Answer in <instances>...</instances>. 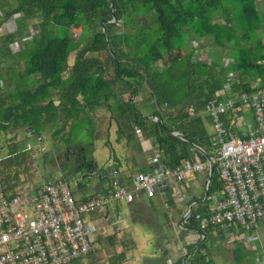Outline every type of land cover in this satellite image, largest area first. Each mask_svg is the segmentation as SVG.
<instances>
[{
	"label": "trees",
	"instance_id": "obj_1",
	"mask_svg": "<svg viewBox=\"0 0 264 264\" xmlns=\"http://www.w3.org/2000/svg\"><path fill=\"white\" fill-rule=\"evenodd\" d=\"M221 1L0 0V27L13 14H19L11 18L15 29L4 27L0 34V62L8 59L5 66L11 72L6 77L13 80L11 88L0 86V130L20 126L26 128V134H38L51 123L55 126L51 135L55 137L65 123L103 106L115 109L116 142L121 138L126 143L137 142L138 131L151 140L166 167L191 159L193 152L204 160L193 145L212 154L211 135L205 130L203 117L208 118L204 110L215 91L226 80L234 91L250 90L249 81L254 78L264 83V15L256 11L255 0H236L240 13L236 32L228 15L223 16V23L213 20L212 13ZM147 14L150 19L138 23ZM29 21L35 30L29 40H24ZM115 24L122 29L113 33ZM72 29L76 33L72 34ZM87 29H91L88 36ZM201 37L211 39L222 51L211 52L207 60L192 58L188 41ZM12 42L19 45L15 51L10 50ZM71 51L73 60L68 65ZM87 52L105 54L100 58ZM222 56L231 62L223 64ZM19 62L21 66L14 70ZM28 75H33L32 85L24 82ZM144 89L153 101L149 116L156 119L141 114L130 98ZM54 92L57 102L53 101ZM172 131L181 133L184 139ZM59 140L70 143L65 136H59ZM15 147L14 143L8 146L3 168L12 162L18 164L20 158L11 156ZM202 186L203 181L199 195L191 194L187 199V204L192 200L195 203L184 225L199 230L203 237L186 244L183 260L177 258L174 264H213L205 242L211 244L218 238L227 244L220 230L212 234L213 225L199 227L195 215L205 214L207 206ZM219 189L213 170L206 194ZM226 250L230 260L243 264H248L245 256L255 251L237 241Z\"/></svg>",
	"mask_w": 264,
	"mask_h": 264
},
{
	"label": "built area",
	"instance_id": "obj_2",
	"mask_svg": "<svg viewBox=\"0 0 264 264\" xmlns=\"http://www.w3.org/2000/svg\"><path fill=\"white\" fill-rule=\"evenodd\" d=\"M197 45L198 39H191V46ZM222 62L231 59L224 56ZM249 84L250 90L234 91L230 81H224L205 107L213 128L209 156L220 189L205 196L202 192L206 212L195 217L201 229L209 223L214 226L212 234L220 230L225 242L237 241L256 251L264 227V83L254 78ZM5 157L1 155L0 162ZM148 163L147 171L130 177L129 186L112 169L109 190L82 200L72 198L60 174L28 191L14 190L0 176V264H67L82 258L98 246L94 227L85 220L92 210L102 209L112 199L129 202L136 190L151 197L156 190L173 186L179 199H185L189 181L207 170V161L196 152L170 168L154 149ZM204 187L203 182L202 191ZM184 223L178 227L185 229ZM202 237L196 230L191 243ZM258 263L264 264V254L255 255L253 264Z\"/></svg>",
	"mask_w": 264,
	"mask_h": 264
},
{
	"label": "rangeland",
	"instance_id": "obj_3",
	"mask_svg": "<svg viewBox=\"0 0 264 264\" xmlns=\"http://www.w3.org/2000/svg\"><path fill=\"white\" fill-rule=\"evenodd\" d=\"M13 3V2H12ZM257 8L259 11H264V4L256 2ZM1 10H0V16H1ZM264 14V12H263ZM19 14H14V17H17ZM213 20L219 21L220 23L224 22L223 16L228 15V18L231 21V24L233 25L234 29H236V32L239 31V25H240V13H239V7L238 2L236 0H223L220 2V5L218 8L215 9V11L212 13ZM150 19L149 14L145 15V17H140L138 19V23L142 24ZM11 19L9 18L8 21ZM27 30L28 35L24 37V40H29V36L34 32L35 28L32 22H28L27 27L25 28ZM24 29V30H25ZM122 29L121 25L115 24L111 30L113 33L118 32ZM1 27H0V34H1ZM76 29H72L71 32L74 34ZM91 29H87V34L90 32ZM31 33V34H30ZM261 39L264 41V32H261ZM197 46H191V39L188 41V49H193L192 58H202V59H210L211 58V52H221L222 49L219 47H214L213 42L211 39L206 37H201L198 39ZM10 50L15 51L19 45H17L15 42H12L9 44ZM217 50V51H216ZM5 54V53H4ZM86 55H98L100 58L103 57L105 54L104 52H87ZM74 51H71L68 54L67 57V64L70 65L73 60ZM6 56V54H5ZM3 57V56H2ZM223 57V56H222ZM8 59H4L2 62H0V86L1 88L8 87V83H10V80L6 77L7 74H10L11 71L7 70L6 68V62ZM21 66V63L17 64V66H13V69L16 70ZM3 76V77H2ZM7 78V81H6ZM24 78H28L27 76ZM23 78V79H24ZM32 78V77H31ZM28 81H32L31 79H27ZM13 80H11L12 83ZM25 82V81H24ZM27 82V81H26ZM25 82V83H26ZM13 85H11L12 87ZM10 87V88H11ZM147 90L140 91L139 95L134 97L132 96L131 99H134L136 101L135 105L138 108V110L143 115H148L150 111L153 109V101L150 99L149 95H147ZM55 101L57 102V98L55 95V92L52 94ZM80 99V97L78 96ZM139 98V100H138ZM110 103H112L110 101ZM114 108V106H112ZM115 112V109L113 111L107 110L103 106L96 107L95 109H92L88 111L87 113H83L82 115L79 114L78 119H73L69 123H65L63 130L55 137L51 135V131L54 129L55 126H53L51 123H46L44 125V129L38 133L33 134L32 132L26 134V128L17 126V127H10L8 126L4 130H0V156L6 155L8 153V146L12 143L15 144V151L11 154V156L17 155L19 159L18 164H15L12 162L8 167L3 168L2 163L5 159H3L0 162V176L2 180L5 182H8L9 184L13 185L12 187L14 190L19 191H28L32 188V186H35L37 184H41L45 182L46 180H49L56 175L60 174L62 175L63 181L67 183L69 190L72 193V198L77 199L80 195H89L93 193L89 188L90 184H93L97 181V177L90 176V177H81L78 179V175L82 174L83 172L79 170V173H75V170L71 169L69 166H63V167H57L60 163L61 159L56 158V161H53L52 158V152L60 149H62L63 141L59 140V136H65L68 137L69 142H75L77 141L82 147L84 151V155L87 157L93 158V160L96 163V169L98 168H104L107 165L112 164L113 155H116L119 159H122L125 148L124 146L131 145V143L126 144L125 139L121 138L120 142L117 143L115 141L116 131H115V122L113 120V113ZM165 113V111H164ZM203 124L205 127L206 132L209 134L213 133V128L208 120L207 117H203ZM60 122H57L56 126H59ZM139 136V134L137 133ZM136 138V137H135ZM135 140V139H134ZM145 149V147H143ZM151 151L150 148L146 150L148 153ZM124 162H120V170L122 171L124 168ZM205 170H202L199 173L195 174L194 183L193 181H190L191 188L188 191L187 198L190 197L191 194H194L195 196H198L201 190V184L205 176ZM6 179V180H5ZM81 184L80 186L84 188L81 192H78L75 190L74 181L77 180ZM103 185L106 187L109 186V174L106 173V176L101 179ZM186 198V200H187ZM186 200L182 202V213L187 208ZM103 210L106 211V216L108 219H110L109 226L116 227V226H122V231H131L132 227H136L138 230L137 235H134V240L136 241V249L133 250V253L135 255L136 262L135 264H140L142 261L141 255H151L156 248L155 244L153 243V236L152 232L149 231L148 227L142 222H132L130 219L129 212L127 210V206L125 202L122 200H110L108 203L104 205ZM94 217H96L97 222L100 221L101 223H105L107 221V218H103L102 211L100 210H92L90 212ZM115 213H117V216L115 217ZM89 215V214H88ZM88 215H85V218L88 217ZM101 216V217H100ZM100 217V218H99ZM99 218V219H98ZM116 218L118 220H116ZM179 218V216L177 217ZM176 218V219H177ZM175 224H177V221H175ZM176 229H179L178 226H176ZM261 231L264 233V227L261 228ZM263 241H264V235H263ZM175 240V238H174ZM216 240L219 242V246L216 244H209L208 241L205 242V244L209 248V253L213 254L214 252H222L224 255L226 254L227 250L224 246L223 240H219L216 238ZM207 248V249H208ZM92 256H83L81 259L77 260V263L75 264H96V253L91 252L89 255ZM214 262H217V259H214ZM99 264V263H97ZM218 264V263H217Z\"/></svg>",
	"mask_w": 264,
	"mask_h": 264
},
{
	"label": "crops",
	"instance_id": "obj_4",
	"mask_svg": "<svg viewBox=\"0 0 264 264\" xmlns=\"http://www.w3.org/2000/svg\"><path fill=\"white\" fill-rule=\"evenodd\" d=\"M257 1L258 3L264 4V0H255L256 11L264 15L263 14L264 11L261 12L257 8L256 5ZM13 17L14 14L12 15L11 18ZM8 20H6L2 24L3 26L1 25L2 30L4 27L11 28L12 30L15 29V26L12 23V19L10 21ZM22 46H24V43L22 44L21 42V47ZM27 77L28 78H24L25 79L24 81L25 82L27 81L25 84L32 85L33 84L32 79H34L33 75H28ZM27 79H31L32 81L30 82ZM8 84H9L8 88H10L12 84L11 80L10 83ZM138 95L139 94H137L136 96ZM132 100L134 101V103H136L134 99ZM53 101H55L54 97H53ZM136 133H138V131ZM136 137H137L136 140L137 142H131V145L124 146L126 151H124L123 157H121L122 159H119L116 155H113L112 164L107 165L108 170L106 173L109 174V186L105 187L101 181V179L106 176L105 173L104 177H100L99 179H97L96 182L90 184V186L87 187L91 191H93V193L87 196L80 195L77 198V200H82L89 196H98L108 191L110 188V177L112 176L111 170L114 168L117 170L118 179L127 186H129V180L133 174L148 170L150 166L148 163V158L150 157L152 151L154 150L153 144L149 138H143L142 136L140 135L138 136L137 134ZM143 147H145V149ZM148 148H150L151 151L147 153L146 150ZM90 159L93 160V158ZM120 162L125 163L122 171L120 170V166H119ZM77 172L79 173V170ZM194 179L195 176L191 179V181H193L192 183H194ZM6 183L10 187L13 186L8 182ZM192 183L190 181L188 183V186L190 185L189 186L190 188ZM190 188L185 192L186 198L187 195L189 194L188 191L190 190ZM83 189L84 188H82L81 186H75V190L78 192H81ZM185 199L183 198L179 199V194L176 192L175 189H173L172 186V188H167L166 190L165 189L156 190L154 195L151 197L146 196L145 193H143V191L141 190H136L134 191L133 199L129 202H125L131 221L132 222L142 221L148 227L149 231L152 232L153 243L155 244V248H156V250L153 253H151V255L148 256L141 255L142 261L140 264H174L177 258H181V260H183V257L181 256L185 252V245L191 243V239L194 238L196 232V230L188 229L187 226H185V229L179 227H178L179 229H176V226H178V224L181 223L182 221L181 208H182V202ZM103 208L98 210L102 211L103 214L102 216L104 219L107 218V221L105 223H101L100 221L97 222L96 217H94L91 213H88L89 214V215L87 214L88 217L85 218V220L92 223V226L94 227L93 236L98 243V246L93 250L89 251L85 256L87 257L92 256V254L91 255L89 254L91 252H95L96 253L95 257L97 260L96 264L97 263L135 264L136 259L134 257L136 254L133 253V250L136 249L135 247L136 241L134 240V235H137V232L135 231H137L138 229L136 227H132V230L127 232V231H122V226H116V227L109 226L108 223H110V219H108V217L106 216V211L103 210ZM114 215L116 217L117 213H115ZM178 216L179 218H177ZM116 220L118 219L116 218ZM175 221H177V224H175ZM261 233L262 235H264L263 232ZM212 243L219 246V242L217 240H215ZM221 244H224V242ZM260 244L261 246L258 243H256L258 247L256 248L257 250L251 253L249 252L245 256L246 261L248 260V264H253L254 257L256 254L259 257H261L264 254L263 238ZM224 246L226 249H229L231 246H233V244L227 243L226 245L224 244ZM210 257L213 264H217V263L243 264L242 262L234 263L232 260H230L228 254L224 255L220 251L214 252L213 254L211 253ZM79 259L70 261L67 264H75ZM214 259H217V262H214Z\"/></svg>",
	"mask_w": 264,
	"mask_h": 264
},
{
	"label": "water",
	"instance_id": "obj_5",
	"mask_svg": "<svg viewBox=\"0 0 264 264\" xmlns=\"http://www.w3.org/2000/svg\"><path fill=\"white\" fill-rule=\"evenodd\" d=\"M112 20H113V18H112ZM102 34H103V36H105V33H104L103 29H102ZM108 50L113 55V51H112V49L109 46H108ZM150 118L156 119V117L154 115L150 116ZM171 133L176 135V136H178L181 139H184L183 135L181 133L177 132V131H172ZM193 148L197 152L202 154L204 156V159L207 161V172H206V175L204 176V179H203V182L205 183V185H207L208 181H209V179L211 177L212 171H213L212 160H211L210 156L201 147H199L198 145H193ZM79 151H81V159H85V155H84V152H83V147L80 144H79ZM81 167H82V170H83L82 172L83 173L78 175V179H80L81 177H87L88 178L90 176H95V177H97V179H99L100 177H104L105 173L108 170L107 166L104 167V168L96 169V163L92 159L86 160ZM77 171L78 170H75V173H77ZM78 179L74 181V185L75 186L81 185L79 183ZM202 192H203V196H205L206 195V187H204ZM191 205H192V202H189L188 205H187L186 211H185V213H184V215L182 217V223L185 222V218L190 213Z\"/></svg>",
	"mask_w": 264,
	"mask_h": 264
},
{
	"label": "flooded vegetation",
	"instance_id": "obj_6",
	"mask_svg": "<svg viewBox=\"0 0 264 264\" xmlns=\"http://www.w3.org/2000/svg\"><path fill=\"white\" fill-rule=\"evenodd\" d=\"M84 152V151H83ZM53 161L56 158L61 159L57 167L69 166L73 170H82L83 163L90 159V157L85 156V159H81V151H79V144L77 141L64 144L60 151L56 150L52 152Z\"/></svg>",
	"mask_w": 264,
	"mask_h": 264
}]
</instances>
